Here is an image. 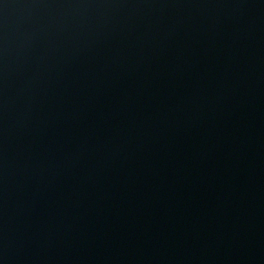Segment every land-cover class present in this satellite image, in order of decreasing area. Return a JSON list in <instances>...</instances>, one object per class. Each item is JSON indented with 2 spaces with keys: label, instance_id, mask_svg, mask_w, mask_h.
Masks as SVG:
<instances>
[{
  "label": "water",
  "instance_id": "1",
  "mask_svg": "<svg viewBox=\"0 0 264 264\" xmlns=\"http://www.w3.org/2000/svg\"><path fill=\"white\" fill-rule=\"evenodd\" d=\"M178 0H0V52Z\"/></svg>",
  "mask_w": 264,
  "mask_h": 264
}]
</instances>
